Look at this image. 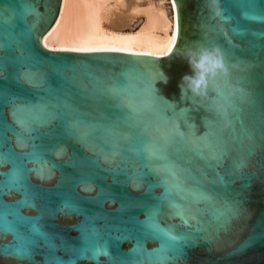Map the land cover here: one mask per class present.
Listing matches in <instances>:
<instances>
[{"label": "water", "instance_id": "1", "mask_svg": "<svg viewBox=\"0 0 264 264\" xmlns=\"http://www.w3.org/2000/svg\"><path fill=\"white\" fill-rule=\"evenodd\" d=\"M60 6L0 0V264H264V0H164L160 58L46 49ZM200 47L227 75L181 99Z\"/></svg>", "mask_w": 264, "mask_h": 264}, {"label": "bare ground", "instance_id": "2", "mask_svg": "<svg viewBox=\"0 0 264 264\" xmlns=\"http://www.w3.org/2000/svg\"><path fill=\"white\" fill-rule=\"evenodd\" d=\"M163 9L164 0H61L57 25L42 44L52 51L165 57L174 35L169 24L161 27Z\"/></svg>", "mask_w": 264, "mask_h": 264}, {"label": "clouds", "instance_id": "3", "mask_svg": "<svg viewBox=\"0 0 264 264\" xmlns=\"http://www.w3.org/2000/svg\"><path fill=\"white\" fill-rule=\"evenodd\" d=\"M182 59L189 65L191 75L186 74L181 79L179 84L181 99L185 96L204 97L210 85L218 78L226 76L228 72L224 53L218 47L189 49ZM163 82H167L166 76Z\"/></svg>", "mask_w": 264, "mask_h": 264}, {"label": "snow or ice", "instance_id": "4", "mask_svg": "<svg viewBox=\"0 0 264 264\" xmlns=\"http://www.w3.org/2000/svg\"><path fill=\"white\" fill-rule=\"evenodd\" d=\"M217 15H221L220 11H217L216 13ZM247 15V14H245ZM255 18V17H253ZM264 19V18H261ZM115 50V49H114ZM176 216H180L181 218L184 217V213L182 210H177L175 212ZM153 230L155 232L161 233L163 236V245H162V250H168L170 252H172L173 254H175L177 257L181 254L182 252V241L185 239L183 236L181 235H177L175 234L173 231L171 230H164L161 229L159 227L158 224H153ZM87 251V250H86ZM90 251L92 252V259H96L98 258L100 255H108V250L106 246H96L92 249H90ZM157 252H160L161 250H156ZM5 254H7L6 250H5ZM24 251L23 250H17L16 255H24Z\"/></svg>", "mask_w": 264, "mask_h": 264}]
</instances>
